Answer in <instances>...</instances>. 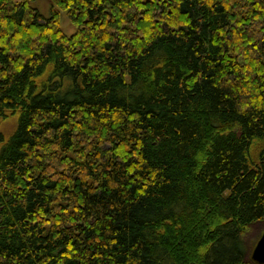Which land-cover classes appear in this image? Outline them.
Returning a JSON list of instances; mask_svg holds the SVG:
<instances>
[{"label":"trees","instance_id":"obj_1","mask_svg":"<svg viewBox=\"0 0 264 264\" xmlns=\"http://www.w3.org/2000/svg\"><path fill=\"white\" fill-rule=\"evenodd\" d=\"M36 1L0 0V264H257L264 0Z\"/></svg>","mask_w":264,"mask_h":264},{"label":"rangeland","instance_id":"obj_2","mask_svg":"<svg viewBox=\"0 0 264 264\" xmlns=\"http://www.w3.org/2000/svg\"><path fill=\"white\" fill-rule=\"evenodd\" d=\"M20 1V0H18ZM35 7H37L44 16H51L50 13V4L47 0H37L34 4ZM60 27L61 29L69 36L73 35L76 31L75 28L73 27V25L71 24L69 18L67 17L65 12H60V21H59ZM15 127L13 122H9V123H5L2 127L1 132H3L4 134H8L9 132L12 131V129ZM264 233V223H259V224H255L254 226L251 227V230L248 234L247 237V243L248 245L252 246V253L254 248L256 247L259 239L261 238V236ZM251 253V255H252ZM250 255V256H251Z\"/></svg>","mask_w":264,"mask_h":264},{"label":"water","instance_id":"obj_3","mask_svg":"<svg viewBox=\"0 0 264 264\" xmlns=\"http://www.w3.org/2000/svg\"><path fill=\"white\" fill-rule=\"evenodd\" d=\"M252 260L257 264H264V233L253 250Z\"/></svg>","mask_w":264,"mask_h":264}]
</instances>
